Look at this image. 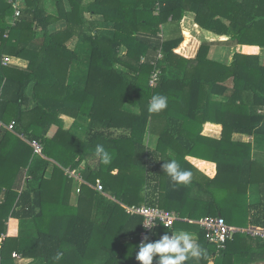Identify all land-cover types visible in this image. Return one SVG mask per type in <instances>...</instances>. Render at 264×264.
<instances>
[{
  "label": "trees",
  "instance_id": "1",
  "mask_svg": "<svg viewBox=\"0 0 264 264\" xmlns=\"http://www.w3.org/2000/svg\"><path fill=\"white\" fill-rule=\"evenodd\" d=\"M17 2L0 0V122L15 123L13 131L0 125V264H15L12 253L41 264H140L143 219L125 213L131 205L178 213L171 230L160 227L148 239L189 232L203 255L186 264L264 262L263 240L238 234L218 249L198 224L221 216L229 226L264 230V169L252 160L249 143L231 141L232 134L255 133L264 143V0H25L15 17ZM187 13L218 37L193 58L177 54L187 41L181 26ZM88 17L110 24L111 36L95 31ZM59 21L64 29L51 32ZM217 43L232 47L229 63L209 58ZM154 95L168 98L160 113L148 111ZM62 117L83 118L86 126L77 124L83 138ZM206 123L221 126L219 140L201 135ZM149 126L159 130L154 150L143 143ZM20 135L39 141L43 157L33 156ZM97 144L110 164L95 156ZM186 157L213 162V178H197ZM169 159L191 172L189 184L173 186L164 175ZM81 164L76 206L48 219L51 196L64 198L65 191L70 200L73 181L64 170ZM98 183L115 203L104 228L78 207L86 193L97 203ZM251 185L259 187L253 202ZM57 252L63 255L55 262Z\"/></svg>",
  "mask_w": 264,
  "mask_h": 264
},
{
  "label": "crops",
  "instance_id": "2",
  "mask_svg": "<svg viewBox=\"0 0 264 264\" xmlns=\"http://www.w3.org/2000/svg\"><path fill=\"white\" fill-rule=\"evenodd\" d=\"M91 1L92 0H83V2H85V3H89ZM18 6L22 10L25 7V0H19ZM185 16H189L190 18L192 17V15L189 13H187ZM185 16H184V18H185ZM89 19H90L89 21L91 22L92 25L93 24L95 25V23H97V22H99V23L102 22L97 17H92ZM99 23H98V25H99L98 28L103 29L104 32L106 34H108L107 36H109V34H112L113 29H112V26L110 24H106L103 22H102L103 24H99ZM94 25H93V28L95 31H97L96 27ZM102 25H103V27H102ZM192 26L197 27V25L194 22H193ZM64 27H65L64 22L59 21V22L55 23L54 25H52L50 30H51V32H57V31L63 30ZM110 29H111V31H110ZM198 29L203 32V30H201L199 27H198ZM105 33H104V35H106ZM74 46H75V43H73L70 46V49L74 48ZM125 51L126 50L124 48L121 49L122 54L125 53ZM16 62H18V64L22 67H24L26 65V62H24V61L17 60ZM74 77L76 79L73 81L77 82L78 80H80L79 72ZM62 119L65 122V128L67 130H69L72 133H74L75 135L83 138L85 132L82 129H79V127L77 126L78 123L81 124L82 122L84 123L82 125H84V127L86 126V122L83 118L72 119V118H68V117H62ZM56 130H57V128L55 126H52L51 129L49 130L48 137L49 138L53 137ZM158 131L152 132V127L151 126L148 127V129L145 132L144 137H143V143L146 146V148L154 150L158 147V140H159ZM221 131H222V129H221L220 125L206 123L203 125L201 135L210 139V140H219L222 136ZM231 141L236 142V143H238V142L239 143H249L251 145V158H252V160L255 161L257 164H260L264 169V143H261L262 140H258V137L256 136L255 133H253L252 135L232 134L231 135ZM173 156H175V154H173ZM186 160L195 167L197 173L194 172V175L197 178L200 177L198 175V173L205 175L207 178H213V176L215 174V170H216L215 164L213 162H209V161H205V160H199V159L191 158V157H186ZM83 167H84V165L81 164L77 170L79 172H81L83 170ZM47 168L48 169L45 173L44 178L46 180H49L51 178V175H52L53 167H52V165H49ZM80 185L73 181L72 186H71L72 189H70L68 192L70 200H68L66 198L67 192H65V191L61 193V195H63L64 198L57 197L54 195L49 198L48 202H50V203L47 206V211H48V216H49L48 219H50V218L55 219L56 217H59L58 219H61V216H62V214L65 213L66 209L70 208V206H73V207L76 206L77 196L80 193ZM77 190H79V192H77ZM258 191H259V187L257 185L249 186V191H248L249 202L256 201V200H254V198L257 199ZM85 195H84V198L82 197V200L79 201L78 207H80L81 210L87 209L88 210L87 215H89V218H94L95 224L100 228H104L106 226L108 219L111 215V212L114 208V205H115L114 199L107 197L102 191V192H98L97 203L91 204V201H89V199L87 198L88 193H86ZM171 212L178 214L175 211H171ZM19 225H20V223L16 222L15 225L13 226L14 227L13 232L16 236H17V233L19 234V232H21V230H19ZM22 232L23 233L26 232V235H27L26 228H24V230H22ZM174 234H177V233L175 232ZM192 238H194L193 235H192ZM125 241H127V239H124V242ZM0 242H1V239H0ZM13 254H16V256H18V257H16V258L13 257ZM12 258L14 259L15 264H41L40 261H37L35 259L22 258L18 253H12ZM208 264H214V263L212 262V260H210ZM258 264H264V262H261Z\"/></svg>",
  "mask_w": 264,
  "mask_h": 264
},
{
  "label": "clouds",
  "instance_id": "3",
  "mask_svg": "<svg viewBox=\"0 0 264 264\" xmlns=\"http://www.w3.org/2000/svg\"><path fill=\"white\" fill-rule=\"evenodd\" d=\"M168 106V98L163 95H154L148 105L150 113H160ZM95 156L103 165L111 163V156L102 144H97ZM162 170L164 175L170 178L173 186L187 185L191 182V172L182 170L180 164L175 159L163 160ZM146 229L151 228L155 223H142ZM62 253L57 252L53 260L58 262L62 259ZM203 250L199 244L193 240L192 235L187 231L177 234L165 232L155 242H149L148 236L138 245L136 260L140 264H186L191 258H200Z\"/></svg>",
  "mask_w": 264,
  "mask_h": 264
},
{
  "label": "built area",
  "instance_id": "4",
  "mask_svg": "<svg viewBox=\"0 0 264 264\" xmlns=\"http://www.w3.org/2000/svg\"><path fill=\"white\" fill-rule=\"evenodd\" d=\"M19 1V0H18ZM15 8V17L19 16L20 8L18 6V2L14 4ZM160 57V55L158 56ZM8 58H3L2 64L6 65L9 63ZM157 74L152 76L150 80V85L154 86L156 82ZM258 112H262L261 110ZM0 125L7 129L8 131H13L15 128V123L11 122L8 125H4L0 122ZM21 139L26 141L30 147L32 148L33 156L35 157H43V145L36 140H28L25 136L20 135ZM65 176L78 183L79 185L83 182L82 175L78 170H64ZM96 190L98 192H102V185L98 184L96 186ZM79 192V190H77ZM125 213L129 216H140L143 219V223L147 221L148 223H155V225L151 228L146 229L142 224L143 231L140 233L138 237V245L145 235H149L155 229L163 227L165 229L171 230L174 224L180 221V217L178 214L167 211L159 208H149L144 205H131L125 206ZM200 228L204 231L205 239L208 243L212 245H216L218 249L224 248V245L227 240L233 238L234 235L242 234L252 239H261L264 241V230L256 229L252 227H237V226H229L226 224L225 220L221 216L217 217H205L198 222ZM13 257H18L16 254H13Z\"/></svg>",
  "mask_w": 264,
  "mask_h": 264
},
{
  "label": "rangeland",
  "instance_id": "5",
  "mask_svg": "<svg viewBox=\"0 0 264 264\" xmlns=\"http://www.w3.org/2000/svg\"><path fill=\"white\" fill-rule=\"evenodd\" d=\"M99 22L95 23V27L96 30L101 33L104 34V30L98 28ZM99 24H103L102 22H100ZM193 25V16L190 18L189 16H185V18L182 19L181 21V26L183 29V36L185 37V33H187V41L185 42L184 45H181V47L179 48V50H177V53L179 56L184 57V58H192L196 55V53L198 52V49L200 47V45L205 42V41H217V36L211 34L210 32H205V31H200L198 29V27L192 26ZM103 27V25H102ZM111 31V29H110ZM106 34V33H105ZM108 35V34H106ZM109 36H111V34H109ZM231 46H222V45H214L209 52V58L213 59V60H221L224 63H229L230 59H231ZM246 52V51H245ZM229 87L231 86V84L229 82H227V84ZM72 189V188H70ZM72 192V191H71Z\"/></svg>",
  "mask_w": 264,
  "mask_h": 264
}]
</instances>
